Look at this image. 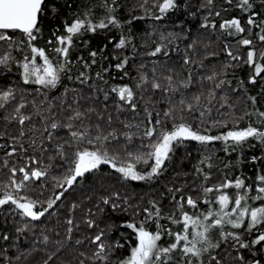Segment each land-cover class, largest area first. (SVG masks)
Here are the masks:
<instances>
[{
	"label": "trees",
	"instance_id": "obj_1",
	"mask_svg": "<svg viewBox=\"0 0 264 264\" xmlns=\"http://www.w3.org/2000/svg\"><path fill=\"white\" fill-rule=\"evenodd\" d=\"M106 2L112 6L111 0H45L40 33L32 44L45 49L55 63L60 57L53 51L58 46L53 33L66 34L65 23L71 24L77 16L84 18L85 13L93 23H98L108 15L103 6ZM162 3L163 0H116L111 15L119 21V26L109 24L95 33L74 37L68 57L71 64L61 73L55 88L23 82L22 69L16 61L31 53L26 45L22 53L18 42L24 37L20 32L8 31L5 34L12 36V42L0 41V57L10 53L13 58L8 67L0 66V92L11 89L15 93V99L0 108V184L9 182L12 168L17 169V181L23 176L20 168L46 171V176L29 180L27 187L18 193L37 201V211L47 208V202L63 192L39 220L24 217L11 204L0 208V264H120L138 244L136 233L126 224L139 227L143 223L151 232L157 226L173 233L181 232L183 212L202 216L209 210H220L218 192L205 193L203 189H215L226 180L243 179L252 185L249 196L257 194L256 188L261 186L258 177L264 175V143L254 139L239 146H232L229 141L227 151L222 140L207 145L183 142L174 147L160 174L151 180L124 179L111 164H106L78 177L67 191L58 186L57 182L69 174L76 151L100 147L95 142L87 143V139H94L97 134L109 137L101 150L115 156L118 167L135 164L138 172L147 173L154 161L149 159L144 163L136 156L147 158L152 150L148 145L157 142L160 132L172 131L175 124L183 122L199 134L212 136L249 125L264 130L259 116L264 112V73L256 77V83H251L254 66L245 62L248 51L254 49L257 62L264 64L259 59L264 53V42L259 40L264 35V0H252L253 7L248 11H241L237 0L231 4L226 0H212L211 4L208 0H176V8L161 13ZM253 13H256L255 24L248 25L247 19ZM157 16L161 19H156ZM233 18L240 20L243 33L220 27L224 20ZM122 37L126 38V45L118 49L115 45ZM243 39L251 40L252 45L241 44ZM159 45H164V49L150 55ZM92 51L97 52L95 63L89 56ZM229 51L239 59L233 60L227 54ZM125 58L127 65L118 69L116 65ZM186 59L189 63H185ZM85 62L89 67L84 66ZM169 76L171 85L166 80ZM211 76L215 79L209 80ZM221 80L224 83L216 87ZM153 82L161 87L153 88ZM185 83L187 87L183 86ZM124 86L133 91L131 104L120 100L118 92L113 91ZM194 97H200L198 103ZM21 100L26 104L22 113L31 116L24 125L9 118L15 115L13 110ZM188 104L193 106L190 112ZM170 110L172 116L165 117L164 113ZM77 112L80 118L73 119ZM157 120L161 123L157 124ZM53 122L60 127L51 130L49 126ZM69 123L71 129L66 127ZM153 126L157 134L149 139L143 133ZM45 128H49L51 140ZM71 131L86 132L87 137L77 143ZM110 133H115V137L109 136ZM60 145L64 146L63 157L58 154ZM13 148L15 152L9 155ZM224 191L235 198L234 188ZM188 197L197 202V208L187 205ZM104 199L109 203L105 204ZM206 200L210 203H205ZM112 204L118 207L114 209ZM153 204L160 209L161 216L145 220L144 210H152ZM248 205L264 206V201L249 199ZM173 219L180 223H173ZM224 231L240 234L249 247L240 248L231 238L222 240L220 230L213 229L210 239L219 243V247L210 248L199 259L191 257L192 264H255L256 261L264 264V242L252 244L264 231V225L251 233L231 226H225ZM101 233L106 261L94 256L98 248L93 240ZM4 236L8 239H3ZM173 242L174 236L162 233L158 243L167 247ZM188 260L176 250L168 264H188Z\"/></svg>",
	"mask_w": 264,
	"mask_h": 264
},
{
	"label": "snow or ice",
	"instance_id": "obj_2",
	"mask_svg": "<svg viewBox=\"0 0 264 264\" xmlns=\"http://www.w3.org/2000/svg\"><path fill=\"white\" fill-rule=\"evenodd\" d=\"M115 2L116 0H111V5L106 2L103 6L106 8L108 15L104 19H101L98 23H93L91 18L87 13L84 14V18L79 16L71 23H65V33L64 35H56L53 33L56 39V44L58 46L53 48V51L60 57L55 63L49 56L46 54L45 49L35 47L32 42L36 41L38 34L40 33V17L43 13L45 0H0V41H9L12 42V36L6 35L8 31L20 32L24 39L20 40L18 44L21 46V51L23 53V46H27L30 49L31 55H23L21 61H16L19 67L22 69V79L25 84L34 83L36 85L42 86L43 88H55L60 81L61 73L68 70L67 66L71 64V61L68 59L69 51L73 46L74 37L83 35L84 33L91 32L95 33L98 29H105L109 24L113 26H119V21L114 15H111L115 11ZM211 4L212 0H208ZM227 3L231 4L232 0H226ZM178 5L176 0H163V3L159 5V11L161 13H166L169 9H174ZM237 7L241 11H248L252 9L253 3L252 0H237ZM216 15H219L217 12ZM256 13H253L247 19L248 25L255 24L254 16ZM156 19H161L160 16L155 17ZM205 27L208 25L205 24ZM215 27V25H211ZM222 29L229 30L234 29L235 33H243L245 31L244 27L241 26V22L238 18H233L230 20H224L220 25ZM231 34V33H230ZM259 40L264 42V35L259 36ZM51 44L52 41L50 40ZM241 44L245 46L252 45V41L249 39H243L240 41ZM126 45V38H120L115 47L120 49L124 48ZM164 45H159L155 48L150 55L155 56L164 49ZM228 56L233 60L239 59L237 56H233L232 52L229 51ZM89 56L92 57V63H95V57L97 52L92 51L89 53ZM37 57L41 58L42 64H37ZM10 53L5 54L0 57V66L8 67L9 62L12 60ZM83 60V58H80ZM260 60H264V53L260 54ZM250 66H254V75L250 77L251 83H256V77L260 76L261 73H264V64L257 62L256 51L250 50L247 53V60L245 61ZM128 60L125 58L121 63L117 64L118 69H123L127 65ZM185 63H189L186 59ZM86 68L89 65L85 62L84 65ZM99 76V73H97ZM81 76H84L81 73ZM86 79V77H85ZM142 79H146L143 78ZM209 80L215 79L214 76L208 77ZM166 80L171 85L172 77H167ZM83 82V81H81ZM224 81H219L216 84V87H220ZM187 87V83L183 85ZM152 87L159 89L161 85L159 83L153 82ZM169 91H174L175 89L169 88ZM113 91L118 92L120 100L126 101L131 104L133 99V91L130 87L124 86L120 88H114ZM15 99V93L13 90L9 89L3 92H0V108H3L6 104L10 103ZM200 97H194V100L198 103ZM253 102H255V97H252ZM181 104H184V101L181 100ZM26 107V104L21 100V102L14 108V116L9 117L10 119H17L20 125H24L26 121L31 119V116L24 115L22 109ZM134 108L135 105H132ZM192 104L187 105V111H192ZM151 114L149 113V116ZM165 117H171L172 111L164 113ZM203 115V113H201ZM81 114L79 112L73 117V119H79ZM259 116L261 117V123L264 124V112H260ZM183 119V117H181ZM151 123V121H149ZM157 124L161 122L156 121ZM60 125L53 122L50 124L49 128L55 130ZM66 127L71 129L72 124H67ZM49 128H45V131H49ZM156 128L149 127L147 128L143 135L147 138L153 137L156 135ZM24 133L21 132V136ZM70 135L73 141L79 143L83 142L87 133L82 131H71ZM128 140H131V136L125 134ZM109 136L115 137V133H110ZM49 140L52 139L51 132L49 131ZM108 136H102L97 134L94 139H87L88 144H93L94 142L100 147L95 148L94 150H88L87 148L78 150L75 153L73 166L69 169V174L58 181V186L63 188L64 191H67L74 183L77 182L78 177H83L86 173L95 171L100 168L101 165L111 164V166L116 169L117 172L122 174L124 179H130L132 181H145L151 180L154 176H158L165 165V161L170 159V153L174 151V147H179L186 140L198 141L202 145H207L215 141H224L226 144L225 151H227L228 142L231 141L232 146L243 145L249 139L257 140L261 143H264V130L261 128L254 127L249 125L245 129L229 131L222 136H212V135H202L199 132L194 131L192 127L186 123H178L174 125L172 131H162L159 133L157 142L148 145L152 150L147 154V158L142 156H136L137 160H143L144 163H147L149 159L153 160L154 163L150 167V171L147 173H141L136 170L135 164H128L127 166H117L115 156H109L106 150H101L103 147V142L108 140ZM2 147V145H0ZM63 145L59 146L58 154L63 157ZM235 150V149H233ZM15 152L9 153L12 155ZM129 156L132 154L129 153ZM206 159H210L207 157ZM256 157H253L255 160ZM35 163V161H33ZM204 163V161H201ZM211 167V165H208ZM17 169L12 168V176L9 179L7 184H0V208L4 205L11 204L16 210H19L20 214L24 217L31 218V220H39L42 216L45 215V212L52 208L56 200H59L63 196V192L56 195L55 199L47 202V208L37 211V201L31 200L26 196H20L18 193L27 187V183L32 179H40L43 176L47 175L46 171L43 170H26L25 168H20L19 172L23 174L22 179L17 181L15 179ZM205 179H208V176L205 175ZM260 181L259 187L256 188V195L249 196V193L252 191V185H247L245 180L237 178L234 182L226 180L224 183L218 185L215 189L208 187L204 188L205 193H210L213 191L222 192L224 189L234 188L236 191L235 198H230L227 194H221L218 197V204L220 207L219 211L209 210L206 214L202 216H190L187 212L182 213V231L173 233L170 229L163 228V226H157L155 232L146 230L143 223L138 227L134 223L126 224L127 228L132 229L136 233V239L138 244L136 247L131 249L130 256L121 261L120 264H168V261L171 259V253L176 250H180L186 257L189 258L188 264H192L191 257H196L199 259L204 252H207L210 248L219 247V243H212L210 239V232L213 229H219L220 237L222 240H227L231 238L240 248H248L249 244L244 243L241 240L240 234L236 232H225V226H231L232 229H245L247 232L251 233L253 229L258 228L261 225H264V206L259 207H250L248 205V200H258L264 201V175L258 177ZM67 185V187H65ZM243 190V191H241ZM175 199V197H173ZM183 199V198H181ZM205 203H210L209 201H204ZM104 203L108 204L109 200L104 199ZM187 205L192 208H197V202L191 197L186 199ZM231 205V208H230ZM112 207L115 209L118 207L116 204H112ZM182 207V206H181ZM147 213L145 220H150L153 218L159 219L161 216L160 209L155 207L153 204V209H145ZM247 221V225L245 222ZM173 223H180V221L173 219ZM71 224V220L68 221ZM91 226V222H89ZM190 229L192 231L190 232ZM21 231L23 229H20ZM162 233H165L170 236H174V242L167 247H162L159 245V241L162 239ZM103 233L95 236L93 242L97 243L98 251L94 256L102 261L107 260L105 245L101 243V237ZM3 239L7 240L8 237L4 236ZM264 242V231H261L260 234L252 241V244L259 245ZM118 247H123V245H117ZM242 260L243 257H240ZM219 264V262H217ZM255 264H259V261H256Z\"/></svg>",
	"mask_w": 264,
	"mask_h": 264
},
{
	"label": "rangeland",
	"instance_id": "obj_3",
	"mask_svg": "<svg viewBox=\"0 0 264 264\" xmlns=\"http://www.w3.org/2000/svg\"><path fill=\"white\" fill-rule=\"evenodd\" d=\"M43 62H42V60H41V58H39V57H37V64L38 65H40V64H42ZM218 192V191H217ZM227 192H225L224 190L222 191V192H218V197H219V195H221V194H226Z\"/></svg>",
	"mask_w": 264,
	"mask_h": 264
},
{
	"label": "water",
	"instance_id": "obj_4",
	"mask_svg": "<svg viewBox=\"0 0 264 264\" xmlns=\"http://www.w3.org/2000/svg\"><path fill=\"white\" fill-rule=\"evenodd\" d=\"M190 141H193V140H186V141H184V142H190Z\"/></svg>",
	"mask_w": 264,
	"mask_h": 264
}]
</instances>
